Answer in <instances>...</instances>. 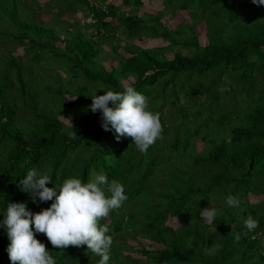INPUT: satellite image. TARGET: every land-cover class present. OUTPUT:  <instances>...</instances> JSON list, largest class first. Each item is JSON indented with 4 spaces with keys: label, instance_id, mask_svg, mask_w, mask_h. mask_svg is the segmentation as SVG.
<instances>
[{
    "label": "trees",
    "instance_id": "obj_1",
    "mask_svg": "<svg viewBox=\"0 0 264 264\" xmlns=\"http://www.w3.org/2000/svg\"><path fill=\"white\" fill-rule=\"evenodd\" d=\"M190 3L199 14L191 9L190 24L171 29L160 11L137 15L142 0H120L126 10L109 0H0V222L8 203L35 214L54 202H34L18 187L32 168L48 172V187L105 174L127 196L100 222L113 237L108 264H264V5L187 0L177 7ZM42 11L50 18L42 20ZM205 11L214 25H204L200 45L193 29ZM143 36L164 43L141 47L134 40ZM127 86L160 114L163 138L146 154L131 137L117 141L90 110L94 94ZM226 96L228 105L210 104ZM72 124L75 139L67 135ZM229 195L239 207L227 205ZM211 206L218 214L207 223L201 210ZM249 215L259 222L254 232L244 225ZM36 238L56 264L100 259L86 245L61 250L44 234ZM9 244L0 227V264H11ZM214 244L219 251L207 255Z\"/></svg>",
    "mask_w": 264,
    "mask_h": 264
},
{
    "label": "clouds",
    "instance_id": "obj_2",
    "mask_svg": "<svg viewBox=\"0 0 264 264\" xmlns=\"http://www.w3.org/2000/svg\"><path fill=\"white\" fill-rule=\"evenodd\" d=\"M252 3L264 5V0H252ZM218 90L226 89L220 87ZM104 93L91 96L90 110L101 113L103 129L113 131L117 141L131 137L136 149L146 154L158 139L163 138L160 114L150 110L145 95L132 86L123 91ZM67 135L69 139L77 137L73 124ZM50 183L52 179L48 172L32 168L18 185L34 202L37 197L41 202L54 198L49 208L34 214L25 203L7 204L0 227L6 229L10 241L7 252L11 264H56L45 244L36 238V233L46 235L51 245L61 250L86 245L91 253L100 257L98 264H108L113 237L107 234L109 228L101 226L100 222L127 200L124 185L115 179L109 182L105 174H94L86 183L78 178L65 179L59 187H48ZM226 203L233 208L240 205L239 199L231 195L226 198ZM217 214L218 210L212 206L201 210L207 223H212ZM244 225L249 232H254L259 222L249 215ZM235 238L239 240V235ZM220 247L214 244L206 254L215 255Z\"/></svg>",
    "mask_w": 264,
    "mask_h": 264
},
{
    "label": "rangeland",
    "instance_id": "obj_3",
    "mask_svg": "<svg viewBox=\"0 0 264 264\" xmlns=\"http://www.w3.org/2000/svg\"><path fill=\"white\" fill-rule=\"evenodd\" d=\"M46 0H38V3L40 5H43V3L45 2ZM110 3H112L113 5H116L117 7H119V10L123 9V10H126L127 8L123 5L120 4V0H109ZM166 1V0H165ZM182 1H187V0H174L170 5L169 7L168 6H164L163 4V0H142V6H140L137 11H136V14L139 15V16H144L145 13L147 14H154V13H157L160 11V14H161V17H160V21L167 27L173 29L175 27H178L180 26V24H190V21H191V18H190V13L189 11L191 9H193L196 14H199L198 10H196L193 5L194 3H190L189 7H186L185 9H179L180 8V4ZM178 5V7H177ZM56 9L53 8V11H55ZM80 13L77 12L75 13V16H78ZM210 12L209 11H205V12H202L200 14V16L198 18H201L198 19L196 21V24L194 26V33L196 35V39H197V42L200 44V45H203L207 42V38L205 36V33H204V25L205 26H208V24L210 26H213L214 25V20L211 18L209 20H206V18H210ZM40 17L42 20H47L48 18H50V15L48 13H46L45 11L40 14ZM64 19L70 17L68 15H64L63 16ZM86 20H88V18H86ZM112 23H114V20H112ZM79 23V21H78ZM81 31H88L87 29L81 27ZM209 36V35H208ZM135 43H137L139 46L141 47H151V46H154L156 44H163L164 42H161L160 39L156 38V39H153V38H148V37H145L143 36L140 40H134ZM20 52V47L17 46L16 47V52ZM167 54V53H166ZM169 55V54H167ZM109 64H114V62L111 60V59H108L104 62V65L105 67L108 69L109 68ZM213 72V75L215 74V71H212ZM212 75V76H213ZM49 78V77H48ZM50 79V78H49ZM213 79H217V78H213ZM210 80V79H209ZM211 88L213 87V85L211 84L210 86ZM205 90V88L203 89ZM203 92V91H202ZM207 92H203L204 94V97L205 96H209L206 94ZM201 98H202V95H201ZM210 104L214 107V108H220L221 106H223L224 104L227 103V105L229 104V102L231 101V98L230 96H226L224 98H219L217 101H214L212 99V97H210ZM243 110H241L242 112ZM77 116V115H76ZM62 118V117H60ZM64 120L66 123L67 120L65 119H62ZM197 147L200 148L201 145H200V142L198 141L197 142ZM248 197L252 200V201H256L259 199L258 196H253V195H248ZM169 222L170 224H172V226H176L177 225V221L176 219H171L169 218Z\"/></svg>",
    "mask_w": 264,
    "mask_h": 264
}]
</instances>
